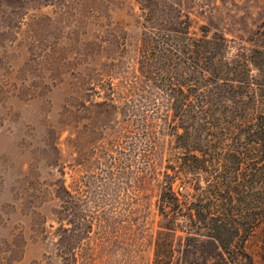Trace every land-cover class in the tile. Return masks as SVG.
Instances as JSON below:
<instances>
[{"label": "rangeland", "instance_id": "374dc122", "mask_svg": "<svg viewBox=\"0 0 264 264\" xmlns=\"http://www.w3.org/2000/svg\"><path fill=\"white\" fill-rule=\"evenodd\" d=\"M179 12L246 41L264 0H0V264H69L66 245L77 264L153 263L173 112L142 63ZM249 245L264 264V225Z\"/></svg>", "mask_w": 264, "mask_h": 264}, {"label": "trees", "instance_id": "16d2710c", "mask_svg": "<svg viewBox=\"0 0 264 264\" xmlns=\"http://www.w3.org/2000/svg\"><path fill=\"white\" fill-rule=\"evenodd\" d=\"M192 25L179 12L153 28L142 63L173 112V146L157 179L168 224L152 264H255L249 242L264 225V19L246 41ZM57 198L69 212L65 181ZM74 250L62 246L64 261L77 264Z\"/></svg>", "mask_w": 264, "mask_h": 264}]
</instances>
